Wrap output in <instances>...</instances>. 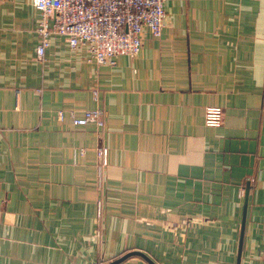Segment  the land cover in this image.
Instances as JSON below:
<instances>
[{
  "label": "crops",
  "instance_id": "crops-1",
  "mask_svg": "<svg viewBox=\"0 0 264 264\" xmlns=\"http://www.w3.org/2000/svg\"><path fill=\"white\" fill-rule=\"evenodd\" d=\"M163 9L98 66L59 35L38 60L39 12L0 0V264H236L246 187L239 264H264V0ZM92 109L102 127L72 124Z\"/></svg>",
  "mask_w": 264,
  "mask_h": 264
},
{
  "label": "built area",
  "instance_id": "built-area-1",
  "mask_svg": "<svg viewBox=\"0 0 264 264\" xmlns=\"http://www.w3.org/2000/svg\"><path fill=\"white\" fill-rule=\"evenodd\" d=\"M193 1V0H188ZM164 0H31L39 12L35 32L38 42L35 55L43 59L51 35H59L71 49L84 48L86 61L95 65H114L119 55L133 59L142 46V34L147 29L152 37H159L163 28ZM73 125L93 123L102 127L100 109L84 110L80 117L68 111ZM59 120L63 111H57ZM223 109L207 106L204 125L222 124ZM97 186L102 187L103 169L107 165L108 149L97 146Z\"/></svg>",
  "mask_w": 264,
  "mask_h": 264
},
{
  "label": "water",
  "instance_id": "water-1",
  "mask_svg": "<svg viewBox=\"0 0 264 264\" xmlns=\"http://www.w3.org/2000/svg\"><path fill=\"white\" fill-rule=\"evenodd\" d=\"M247 195H248V187L245 189V194H244V204H243V213H242V220H241V226H240V234H239V244H238V250H237V259H236V264H239L240 262V257H241V246H242V237H243V230H244V223H245V211H246V205H247ZM133 255H138L141 256L143 259H145L149 264H155L150 258H148L145 254L139 252V251H132L128 252L121 257L109 262V263H104V264H117L124 259L133 256Z\"/></svg>",
  "mask_w": 264,
  "mask_h": 264
}]
</instances>
